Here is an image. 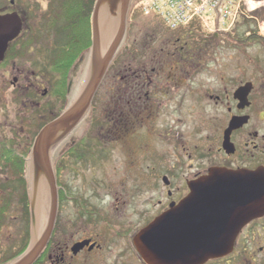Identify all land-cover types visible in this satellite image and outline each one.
I'll use <instances>...</instances> for the list:
<instances>
[{"label":"rangeland","instance_id":"obj_1","mask_svg":"<svg viewBox=\"0 0 264 264\" xmlns=\"http://www.w3.org/2000/svg\"><path fill=\"white\" fill-rule=\"evenodd\" d=\"M19 1V11L36 32L31 48L24 53L22 48L17 50L19 56L15 58L18 62L14 71L4 72L3 78L0 75L1 101L5 108L20 107L19 102H13V99L20 95V91L27 90L22 88L26 80L19 78L25 72L26 77L30 76L37 101L44 98L45 104H51L50 108L56 114L63 104L51 94L53 77L48 75V68L51 59L49 48L56 40V31L50 25V19L57 11L54 9L60 0ZM145 1L140 2L137 11L129 13L126 41L118 56L122 52L123 55L116 66L111 67L98 90L95 109L73 135V139L78 141L87 136L90 145L86 144L88 147L84 151H87L88 159L79 164L73 158L65 160L61 154L64 148H60L54 155V163L60 162L69 169L71 186L84 194L92 193V203L98 208L113 211L111 206L114 201L122 199L120 203H126V193L130 190L133 210L136 209V213L144 210L141 205L146 201L150 219L158 202L166 204L170 199L167 191L172 188L164 185L163 176L169 177L175 187H180V198L188 190L187 182L192 181L196 173L207 171L217 160L215 147L222 125L228 118L227 105L217 99L224 96L225 88L231 89L240 80H253L264 75V47L247 46L243 51L237 48L242 39L246 43L251 40L254 35H249V32L256 33L255 38L264 36V0H247L230 31L218 34L210 33L199 22L194 27L171 30L156 15H144ZM28 36L25 35L21 46L28 42ZM216 38L222 42H213L212 39ZM256 40L259 42V39ZM87 64L85 59L73 68L69 101L83 80ZM143 70H147L154 79L150 89L131 79L133 72ZM14 78H19L16 87L13 86ZM45 91L47 94L43 96ZM148 92L149 100H146ZM127 102L132 106L127 112L132 110V123L135 125L133 135L120 141L117 135L113 136L110 132L114 131L111 119ZM7 103L11 105L6 106ZM41 113L36 114L37 132L43 122ZM117 134L122 133L119 131ZM175 164H178V172L174 169ZM65 210L69 214H63L60 221L63 230L59 241L62 246L69 244L71 233L77 231L84 232L83 235H100L101 238L108 236L105 224L96 220L82 224L74 209L67 207ZM6 222V229L0 233V252L7 253L4 264L18 258L17 250L20 248L25 252L30 242L26 240L27 223L23 211L20 214L10 213ZM106 239L112 250L95 257L89 255L87 264L113 262L120 249L112 239ZM7 256L14 258L10 260ZM67 262L84 264L71 259L70 255Z\"/></svg>","mask_w":264,"mask_h":264},{"label":"flooded vegetation","instance_id":"obj_2","mask_svg":"<svg viewBox=\"0 0 264 264\" xmlns=\"http://www.w3.org/2000/svg\"><path fill=\"white\" fill-rule=\"evenodd\" d=\"M6 3L0 0V17L19 16L23 23V29L18 38L9 43L6 53H4V60L0 62V75L10 70L11 72L14 71L18 62V59L15 58L19 56L17 50L22 48L24 50L22 53H24L25 50L31 48L34 41L33 35L36 32L35 29L30 28L26 23L22 11H19L18 8L21 6L19 0H7ZM251 33L249 35L254 36L250 37L251 40L247 41L248 43L242 39L237 45L240 51L245 50L247 46L262 45L264 47V36L260 35L261 37L255 38L257 34ZM27 34L29 35L28 42L21 46ZM256 39H259V42ZM48 75L51 76L50 73ZM29 77H26L25 72L21 73L19 77L26 80V85L22 88L27 89L26 91H20L19 94L21 96H16L13 99V102L15 100L19 102V108H5L4 102L1 101L3 94L0 92V233L6 229V221L10 213L18 212L20 214L23 211L24 220L27 223L25 235L28 242L31 238L30 229L32 225L30 177L31 156L34 145L37 135L46 124L59 117L66 109V107L63 109L62 105L59 109L60 112L58 111L55 114L53 109L50 108L52 107L51 104H45L44 98L38 102L36 95L32 91L33 84L30 82ZM131 77V79H136L135 82L140 83L143 88L148 86L150 89L154 84V79L151 78L147 70H143L140 73L133 72ZM19 78H14L13 86H18ZM72 80L69 81L71 86H73ZM46 94L47 91H45L43 96H46ZM131 95L130 97L133 98ZM147 95H149V92L145 95L146 100L148 99ZM139 99L137 98L136 100ZM217 100L227 105L228 113V118L221 128L217 147H215L217 160L207 171L196 173L192 181L207 175L213 168L230 171L247 170L249 172L264 169V75L258 76L253 80H240L231 89L225 88L224 96L219 97ZM68 102L70 101L68 100ZM58 103L62 102L58 100ZM9 104L11 105V103H7L6 106ZM42 110L43 113H41ZM38 113L42 114L41 120L43 122L37 132L35 124L37 121L36 114ZM121 116V111H119L118 115L117 113L113 115L111 122L114 126V131L110 132H112L113 136L117 135V139L119 138L120 141H123L122 139L133 135L132 130L135 124L132 123L134 117L132 121L131 113L126 116L125 124L120 123ZM76 130L61 144L58 150L64 148L61 151L63 159L73 158L79 164V162H84V160L88 159L87 151L84 150L88 147L87 145H90V141L86 140V135L81 141L73 139ZM119 131L122 133L121 135L117 134ZM130 151L132 150L130 149ZM210 152H212L211 149ZM178 164L174 166L176 172L179 171ZM63 165L60 162L54 163L58 186V215L51 241L38 264H70L67 262L68 255L71 256V259L83 261L84 264H87L89 255H94L95 257L112 250L109 247L111 244L106 238L112 239L113 244L114 242L117 243L120 249L111 264H146L134 245L135 238L157 218L168 212L173 206H177L190 192L188 188L187 192L184 191L182 193L183 196L178 198L180 187H175L169 177L163 176L164 185L167 188H172V190L169 189L167 191L170 199L166 204L159 201L150 219L146 201L141 205L145 208L144 210H140L138 213H136V209L133 210L130 199L133 194L130 190L126 193L128 196L126 203L122 204L120 203L122 199H117L111 206V209H114L113 211L102 210L92 203V193L84 194L76 187L71 186L69 169ZM172 191L176 193L174 194ZM67 207L77 212V218L83 222L82 224L91 223L93 220L105 224L104 226L108 229V236L101 238L100 235H93L92 233L83 235L84 232L77 231L71 233L70 243L62 246L59 241L63 230L60 221L63 219V214H69L65 210ZM69 224H71V221H69ZM234 241L233 248L229 254L220 259L210 260L205 264H253L254 262L264 264V215L251 219L241 229ZM80 245L82 246L80 247ZM113 248H115L114 245ZM21 250L19 248L16 254H19ZM6 254L0 252V264H4L5 259H7L5 257ZM8 258L11 260L14 257Z\"/></svg>","mask_w":264,"mask_h":264},{"label":"water","instance_id":"obj_3","mask_svg":"<svg viewBox=\"0 0 264 264\" xmlns=\"http://www.w3.org/2000/svg\"><path fill=\"white\" fill-rule=\"evenodd\" d=\"M132 2L95 1L92 46L83 80L62 114L37 135L31 156V240L28 249L8 264H36L51 241L58 215L55 152L91 115L98 90L125 44ZM22 29L19 16L0 17V62ZM188 188L189 194L177 206L135 238L146 264H205L220 259L231 252L241 229L264 215V169L213 168L188 182Z\"/></svg>","mask_w":264,"mask_h":264},{"label":"trees","instance_id":"obj_4","mask_svg":"<svg viewBox=\"0 0 264 264\" xmlns=\"http://www.w3.org/2000/svg\"><path fill=\"white\" fill-rule=\"evenodd\" d=\"M95 1L96 0H60L59 4L55 7L56 9H54L57 11L50 19V25L53 30L56 31L54 32L56 36L55 43L49 48V56L51 59L48 69L50 75L53 77L51 94L54 98L62 102L63 109L67 107L68 97L71 93L72 86L69 81L71 80L73 68L77 62L88 59L92 46L91 16ZM142 1L143 0H133L130 14L132 11L135 12L138 10L140 2ZM195 25L196 22L191 26L194 27ZM38 35L40 34L38 33ZM216 36L219 37L218 35ZM212 40L215 43L217 41L222 42L221 39L217 38ZM201 41L204 40L201 39ZM126 48L130 50V47H127V45ZM122 55L123 52L116 58L112 65L113 67L116 66V63ZM119 97L120 100H122L121 94H119ZM95 101L96 99L94 100L93 110L95 109ZM129 109H132V106L127 102L120 110L122 116L119 121L121 124H125L124 120L127 119L126 116L130 113L132 114V110L131 112H127ZM23 252L24 251L21 250L18 256Z\"/></svg>","mask_w":264,"mask_h":264},{"label":"built area","instance_id":"obj_5","mask_svg":"<svg viewBox=\"0 0 264 264\" xmlns=\"http://www.w3.org/2000/svg\"><path fill=\"white\" fill-rule=\"evenodd\" d=\"M247 0H146L144 15L154 14L171 30L202 23L210 33L230 31Z\"/></svg>","mask_w":264,"mask_h":264}]
</instances>
